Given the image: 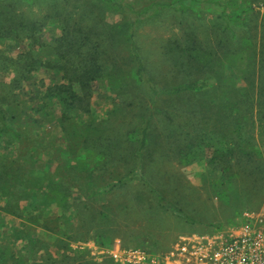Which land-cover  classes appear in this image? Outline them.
I'll return each instance as SVG.
<instances>
[{
	"label": "rangeland",
	"instance_id": "obj_1",
	"mask_svg": "<svg viewBox=\"0 0 264 264\" xmlns=\"http://www.w3.org/2000/svg\"><path fill=\"white\" fill-rule=\"evenodd\" d=\"M241 1L236 0V3ZM185 3L188 1L185 0ZM199 3L184 14L170 7L157 10L153 7L139 19L136 43L144 61L152 67L151 76L158 84H163L166 77L170 80L172 70L169 66L172 67V60L168 61L167 49L176 39L195 32L196 39L212 53L214 60L203 74L209 87L222 79L243 88L245 82L242 77L249 76L248 71L257 75L261 63L258 62L259 55L257 58L253 55L249 57L252 50L241 48L240 40L249 35L252 41L259 43L264 30L261 17L263 7H255L248 27H232L231 30L222 31L221 9L214 2ZM88 6L86 0H5L0 3L5 15L8 18L11 16L15 24L0 42V99L5 97L0 103L15 115L13 125L22 133V137L17 140L6 141V137L0 139V158L16 161L24 171L33 164L37 173L44 178L43 187L56 181L59 175L55 172L57 161H53L50 145L55 148L68 144L60 152L61 158L73 162L83 157L88 166L95 170L92 177L81 176L74 181L72 203L75 208L72 207L71 215L75 217L71 220V238L60 239L61 232L56 235L27 220L28 213L37 215L39 220L42 217L60 218L62 211L54 203L41 208L40 213L34 209L35 204H27L24 200H19L17 205L20 215L0 210V264H128L113 258L110 251L115 253L116 248H136L164 256L179 234L224 229L240 224L246 213L264 210V180L255 181L251 178L245 182L237 170V157H250L264 165V132L259 131L256 101L253 104L256 108L245 112L246 119L254 125L249 123L242 130L249 140L250 152L240 155V147L245 150L248 148L241 145L236 152L228 155V159L237 165L228 173L232 174L229 185L223 184L224 172L221 168L206 164L208 152L204 146L192 149L190 163L178 161L174 138L178 135L186 139L203 136L205 143L211 144L215 142L211 132L213 126L212 123L206 124L205 118L200 121V116L195 115L190 108L175 109V106L168 104L166 110L172 121L155 115L149 126L150 138L141 158L142 173L147 182L135 175L124 185L113 186L112 190L101 193L105 185L127 178L134 161H137V143L131 142L127 136L140 125L148 95L139 87L129 86L122 93L114 94L108 91L104 81L94 82L89 113L72 114L78 128L86 122L83 119L91 118L102 123L93 128L83 143L84 136L72 132L70 125H66V130L71 132L68 137L60 128L56 115L44 116L43 112L37 110L44 88L52 82H58L59 75L40 67L22 79L19 87H14V79L19 76L18 66L12 63L10 67L8 60L9 57L16 59L19 53L32 48V45L34 52L42 58V44H53L61 30L60 20L52 16L57 11L62 16L70 15L73 20L94 24L103 33L105 24L113 25L125 20L123 15L105 8L97 15L96 8L87 11ZM0 17L3 24L8 23L3 20V13H0ZM31 20L42 25L40 30L35 31L36 42L40 46L26 37L29 32L25 30L26 25ZM102 38L105 35L101 34ZM219 39L223 46L217 44ZM110 51L118 58L126 55L121 45L110 48ZM5 62L8 65L6 68ZM6 89L9 92L4 93ZM257 92L258 89L255 90L256 96L263 94L262 91ZM54 108H60L56 100ZM216 135L220 139L216 147L225 152L230 143L225 141L223 133L217 131ZM33 145L36 150H32ZM82 189L87 191L89 197L84 196ZM155 190L180 211L158 205L152 193ZM219 190L225 192L224 197H217ZM4 202L5 198L0 194V203ZM84 205L82 212L85 214L77 217V210ZM101 211L107 214L106 218L101 219ZM92 214L95 219H91ZM182 215H186L189 220ZM60 221L64 222L62 219ZM101 230H105L110 237L104 246L93 239L94 232Z\"/></svg>",
	"mask_w": 264,
	"mask_h": 264
},
{
	"label": "trees",
	"instance_id": "obj_2",
	"mask_svg": "<svg viewBox=\"0 0 264 264\" xmlns=\"http://www.w3.org/2000/svg\"><path fill=\"white\" fill-rule=\"evenodd\" d=\"M2 1L5 0H0V3ZM86 1L89 5L87 11L96 8V14L98 15L104 8L110 9L123 15L124 22L114 23L113 25L111 23L105 24L103 33L94 24H86V22L83 23L77 19L73 20L72 17H69L70 15L62 16L60 11L55 12L52 16L60 20L61 30L54 39L53 44H42L44 46L43 49H40L44 51L42 58L34 52L35 48L33 45L27 51L19 53L16 59L8 58L10 67H12V63L18 66L17 72H19V76L14 79V87H19L22 79L40 67L48 68L58 74L60 80L52 82L44 88L37 110L43 112L44 116L56 115L60 128L66 132L68 137L71 132L66 130V125H70L72 132L84 136L83 143L87 135H91L93 128L102 123H97L96 120L94 121L91 118L89 120L83 119L86 122L81 128H78L75 126L72 114L74 112L83 115L89 113L90 100L94 95V82L104 81L108 91L114 94L117 92L122 93L127 86L130 88L139 87V89L145 91L148 99L144 106V114L141 115V123L136 129L131 130L127 136L131 142L137 143L135 146L137 161H134L127 178L117 179L105 185L101 193L112 190L113 186L124 185L135 175L141 176L147 182L146 176L142 173L141 158L150 138L149 126L155 115H158L161 119L172 121V117L166 110L168 104L175 106V109L179 107L190 108L192 112H195V115L200 116V121L205 118L206 124L212 123L213 126L211 132L215 142L211 144L205 143L203 136L186 139L178 135V137L174 138L178 161L183 164L190 163L192 149L204 146L208 152L206 164L210 167L217 165V168H221L224 172V177H222L223 184L229 185L232 182V174L228 175V173L234 170L236 163L233 164L228 159V155L236 152L238 146L241 145H245L248 148L245 150L240 147V155H247L245 152H250L249 140L242 130L249 123H252V126L254 123L246 119V111L257 107L259 131L264 132V30L262 29L259 43L252 41L249 35L242 37L240 40L241 48L247 47L252 50L250 51V53L252 52L251 55L248 56L251 57L253 55L254 58H257L259 55L258 62L261 63L257 75H254L256 73L253 71H248L250 72L249 76L245 75V78L242 77L245 82L243 88L222 79H219L216 85L209 87L210 85H208V81L203 77V74L205 73V68L209 67V63H213L214 60L212 59V53L207 51L206 47L196 39L195 32H192L188 37L181 36L176 39L173 45L167 49L168 61L172 60V67L169 66L172 70L171 79L168 80L166 77V81L163 84H158L154 77L151 76L152 67L150 68L146 64L138 49L135 33L139 19L153 7L156 10L162 7H170L184 14L189 9L197 7L198 3L203 1L214 2L221 9L220 20L223 25H221L220 29L222 31L231 30L232 27H248V22L255 7H263L261 16L263 27L264 0H242L239 4L236 3V0H187L188 3H185V0ZM0 13H3V20L8 21L7 24H3L0 17L1 42L14 28L15 24L14 20L11 19L12 17L9 16L8 18L1 7ZM27 23L25 30H29V32L26 37L31 38L33 44H38L35 31L40 30L42 25H37L38 21L36 20H31ZM101 34L105 35V38L100 39ZM115 37L117 38L115 39ZM221 41L219 39L217 44L221 45ZM38 45L40 46V44ZM116 45H121L126 55L120 58L115 56V53H112L110 48ZM255 48H257V51H255ZM0 54L2 53L0 52ZM7 66V62H5L4 68ZM11 86L13 87L12 84ZM256 89L259 92L262 91L263 94H257V97L255 94ZM8 90L6 89L4 93L9 92ZM3 100H5V97L0 99V102ZM55 100L60 105L58 110L54 108ZM255 101L257 102L256 107L253 105ZM15 119V115L4 109L0 103V139L6 137L7 141L17 140L22 137L20 129L13 125ZM217 131L223 133L225 141L230 143V147L225 152L220 151L216 147L220 142L219 137L216 135ZM50 146L53 149V161H57L55 167L57 171L55 172H58L59 175H57L56 181L49 183L46 187H43V176L37 173L38 170L33 164L29 165L27 170L24 171L16 161L0 158V194L5 198V202L3 204L0 203V210L7 214L20 215V208L17 205L19 200H24L27 204H35L36 208L34 209L40 213L41 208L54 203L62 211L60 218L42 217L39 220L37 215L28 213L27 220L56 235L61 232L60 239H64V237L68 239L72 237L73 227L71 220L73 221V217H75L71 215L72 207H74L72 203L74 181L81 176L84 178L92 177L95 170L88 166L87 160L83 157L81 159L77 158L73 162H67L61 158L60 152L68 144L55 148L53 145ZM33 149L36 150L34 145L32 146ZM237 162L240 168L239 170L237 167V170L245 182H248L247 180L251 178L255 181L264 180V165L261 161L255 162L250 157H247V159L237 157ZM148 183L150 184V182ZM81 191L85 197H89L87 191L85 192L84 189ZM217 192V197L225 196V192L220 190ZM152 193L158 205L180 211L171 201L166 200L162 193L156 190ZM36 202L38 206H36ZM83 209H85V205L77 210L79 212L77 217L85 214L82 212ZM100 214L101 219L107 217L104 211H101ZM182 216L187 221L189 220L186 215ZM60 219L64 220V222L60 221ZM91 219H95L93 214ZM93 239L102 246L107 245L110 241V237L105 230L95 231Z\"/></svg>",
	"mask_w": 264,
	"mask_h": 264
},
{
	"label": "built area",
	"instance_id": "obj_3",
	"mask_svg": "<svg viewBox=\"0 0 264 264\" xmlns=\"http://www.w3.org/2000/svg\"><path fill=\"white\" fill-rule=\"evenodd\" d=\"M110 253L128 264H264V210L246 213L238 225L181 236L164 256L136 248Z\"/></svg>",
	"mask_w": 264,
	"mask_h": 264
},
{
	"label": "crops",
	"instance_id": "obj_4",
	"mask_svg": "<svg viewBox=\"0 0 264 264\" xmlns=\"http://www.w3.org/2000/svg\"><path fill=\"white\" fill-rule=\"evenodd\" d=\"M194 233H204V232H192V233H183V234H179V236L177 237V239L175 241H173V243H176L177 240L181 237V236H184V235H188V234H194ZM206 233V232H205ZM174 245V244H173ZM171 247V246H170Z\"/></svg>",
	"mask_w": 264,
	"mask_h": 264
}]
</instances>
